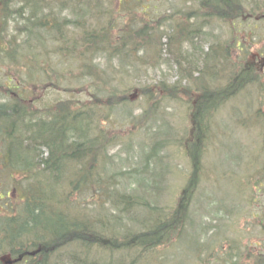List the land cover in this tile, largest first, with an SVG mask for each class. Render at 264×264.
Returning a JSON list of instances; mask_svg holds the SVG:
<instances>
[{
    "label": "trees",
    "instance_id": "1",
    "mask_svg": "<svg viewBox=\"0 0 264 264\" xmlns=\"http://www.w3.org/2000/svg\"><path fill=\"white\" fill-rule=\"evenodd\" d=\"M108 1L0 0V15L3 24L7 17L14 20L20 32L26 34L23 40L33 36L36 42L52 40L61 59L80 64L83 75H90L95 85L100 78L99 69L90 57L106 53L109 57L118 56L122 64L144 62L137 51L148 40L152 42L155 35L148 24L137 27L134 19L129 23L119 21L132 0H119L126 5L116 9ZM184 1L196 4L203 14L193 19L187 33L178 30L180 40L191 31L200 32L207 23L250 19L244 0ZM254 1L252 12L264 11V4ZM65 9L69 15H62ZM13 14L21 20L14 19ZM3 24L0 36L4 34ZM176 26L180 27L178 23ZM231 40L222 42L216 38L211 42L201 58L203 65L193 64L199 76H195L193 68L184 72L192 84V91L187 92L194 97L192 133L184 145L191 171L176 207L161 212H149L158 207L132 195L118 196L103 181L108 179L99 178L95 168L101 166L100 155L106 152L102 141L108 137L95 128L98 116L93 105L72 110L60 102L34 108V99L25 95L23 89L17 91L18 85L8 84L11 80L0 74V264H170L166 250L162 252L164 258H154V252L161 247L170 248L171 255L174 248L187 245L191 200L202 175L201 155L206 153L213 112L264 81L262 52L246 51L241 40L235 39L234 44ZM16 42L12 35L9 44ZM7 59L14 57L8 53ZM201 78L209 80L207 86ZM108 88L104 94L100 90V95L94 93L92 102L101 104L105 113L108 107L97 103L102 102L100 98L107 100L109 110L128 100L129 88L119 93L116 85ZM116 98L120 99L114 102ZM95 194L99 203V197L109 195L115 212L91 213L86 203L90 198L95 201ZM125 220L131 225H124ZM190 249L194 252L196 246L193 244ZM215 257L201 258L193 253L192 260L193 264H212ZM233 257L236 256L225 251L221 260L223 264H244ZM172 262L186 264V259ZM245 264H264V255L254 253L252 261Z\"/></svg>",
    "mask_w": 264,
    "mask_h": 264
},
{
    "label": "rangeland",
    "instance_id": "2",
    "mask_svg": "<svg viewBox=\"0 0 264 264\" xmlns=\"http://www.w3.org/2000/svg\"><path fill=\"white\" fill-rule=\"evenodd\" d=\"M244 1L249 20L207 23L200 32L191 31L180 40L178 30L187 33L193 19L203 14L196 4L184 0H132L119 21L129 23L134 19L137 27L148 24L155 30L152 42L148 40L137 51L144 62L138 59L140 62L122 64L118 56L96 53L89 58L99 69L95 85L90 75H83L80 64L61 59L52 40L36 42L34 36L23 40L26 34L20 32L14 20L7 17L3 24L0 15V26L4 27L0 36V74L11 80L8 84H17V91L23 89L33 98L34 108L60 102L72 110L93 105L98 116L95 128L108 137L102 141L106 152L100 155L101 166L95 168L99 178L108 179L103 181L118 196L132 195L158 207L149 212H161L176 207L191 171L184 145L192 133L194 97L189 94L192 84L184 72L193 68L195 76H199L193 64L203 65L201 58L216 38L222 42L232 38L233 44L235 39L241 40L246 51L262 52L264 56V17L258 19L264 11L252 12L255 1ZM258 1L264 4V0ZM108 4L115 9L126 5L119 0H109ZM62 15H69V11L65 9ZM12 17L21 20L16 14ZM210 33L214 36L210 37ZM12 35L17 42L10 45ZM3 53H11L14 59L8 61ZM208 83L207 79L206 86ZM112 84L117 93L129 88L128 100L109 110L107 100L100 98L102 102L97 103L108 107L106 114L101 104L92 103L93 94L109 91ZM117 99L120 98L114 102ZM210 131L206 153L201 155L202 175L191 200L187 245L174 248L171 255L170 246L154 252V258H164L162 252L166 250L170 264L179 258L193 264V253L201 258L216 255L212 264H223L225 251L244 264L252 261L254 253L264 255V81L213 112ZM99 198L100 203L95 194V201L90 198L86 203L91 213L115 212L109 195ZM124 225L131 222L125 220ZM193 244L194 252L190 249Z\"/></svg>",
    "mask_w": 264,
    "mask_h": 264
},
{
    "label": "flooded vegetation",
    "instance_id": "3",
    "mask_svg": "<svg viewBox=\"0 0 264 264\" xmlns=\"http://www.w3.org/2000/svg\"><path fill=\"white\" fill-rule=\"evenodd\" d=\"M262 59V67H264V57L263 58H261Z\"/></svg>",
    "mask_w": 264,
    "mask_h": 264
}]
</instances>
